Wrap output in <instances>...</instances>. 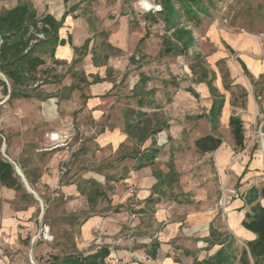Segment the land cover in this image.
<instances>
[{"label": "rangeland", "instance_id": "374dc122", "mask_svg": "<svg viewBox=\"0 0 264 264\" xmlns=\"http://www.w3.org/2000/svg\"><path fill=\"white\" fill-rule=\"evenodd\" d=\"M30 1L39 13L51 11V3L55 2ZM59 1L62 3V0ZM146 1L154 6L160 5L161 10L157 13L146 11L140 5ZM173 1L177 3V0ZM213 1L214 5H209L210 16H203L201 23L180 18L178 26L193 31L196 45L187 55L179 56L163 51L166 40L172 39L174 32V29L169 30L163 19V0H71L65 6L66 9L70 5L78 7L76 13L70 9V16L75 20L71 28L73 35L82 39L80 41L83 46L68 61L55 62L49 55H45L46 64L39 68L38 81L32 83L27 91L34 96L50 95L44 93L45 89L51 91L61 88L62 84L58 83L60 77L64 80L71 71L76 73L75 81L81 86V75L84 74L85 79L86 74L85 61H89L92 56L94 64L96 59L106 72L107 79L115 85L109 95L114 104L108 114L99 120H93L86 112L82 116L77 114V120L66 123L65 127L56 115L57 118L51 123L63 126L61 132L75 129L84 136L83 142L72 153L68 172L62 180L69 172L70 175L80 177L94 176L97 185L86 181L84 190L89 193L92 187H96L107 196L89 204L87 195L69 196L65 199V195L55 194L58 191L55 188L49 195H40L44 203H41V210L37 215V226L31 232L28 231L25 239H21L18 249L4 247L5 242L0 241V257L9 258V261L1 264H47L53 254L63 255L73 250V245L77 247L76 239L77 236L80 237L82 222L95 217L103 218L111 227H117V230L97 228L93 238L85 242L84 251L90 252L98 245L109 244V239L113 240L110 242L112 244L130 247L135 238L144 240L140 237L141 233L148 238L147 235L154 236L156 231L165 232L178 223L185 232L193 233L188 238L192 241L191 244L198 241L206 243L212 230L221 233L220 240H225L228 235L233 236L226 230V212L231 198L229 190L240 187V179L234 166L241 163L248 153H244V144L242 149L237 147L225 114L231 112L240 117L247 115L250 97L256 100L259 112L264 115V75L255 78L249 70L245 71L238 61L240 46L243 45L238 46L240 49L235 46L236 50L228 48L230 45L224 41L223 35L241 33L255 40L258 35L259 41H262L260 37H264V0ZM18 3L19 0L0 1V12L13 8ZM205 3L208 4L207 1ZM38 37L43 39L44 35L39 34ZM253 54L252 51L249 55ZM202 68L208 73L207 81L212 79L214 86L225 98V106L217 126L206 117L214 97L207 82L197 81L201 77ZM0 78L11 89L10 81L1 72ZM89 83L84 80L85 87L90 86ZM0 97L5 99L2 87ZM258 97H262V100H258ZM4 107H8V104ZM1 122L0 120V136L3 141L1 152L3 158L9 161L8 135L1 129ZM129 122L133 123L132 130L127 126ZM158 127H164V130L153 137L149 136L147 140L143 138L152 135V131ZM102 129L119 132L120 140H126L117 146L99 147L94 139L100 137L97 134ZM209 134L221 138V149L219 152L201 153L197 150L195 141ZM79 137L78 135L76 138ZM74 144L75 139L71 142V145ZM46 146L47 142L44 150ZM154 147L160 152L155 162L148 167L157 183L150 198L152 200L143 204L136 198V184L128 180L137 171V159L131 155H140L145 149L151 150ZM63 149L70 156L73 147ZM221 152L228 159L223 168L219 159ZM61 164L62 162L59 167ZM14 167L22 186L27 187L17 171L19 169L22 173L20 165L17 163ZM159 173L163 177L167 176L166 183H161L157 177ZM258 185L264 187V183L258 182ZM127 192L134 195H122ZM1 206L0 203V223ZM201 217L208 218L205 225H197V219ZM45 225L50 228L47 239L41 233V228ZM245 243L236 238L234 246L239 247L238 254L246 247ZM209 248L210 245L204 246V250ZM115 259L117 264H124L116 256ZM135 259L136 257L133 258L134 261Z\"/></svg>", "mask_w": 264, "mask_h": 264}, {"label": "crops", "instance_id": "0c3cea01", "mask_svg": "<svg viewBox=\"0 0 264 264\" xmlns=\"http://www.w3.org/2000/svg\"><path fill=\"white\" fill-rule=\"evenodd\" d=\"M70 1L62 0L61 3L59 0H55V2L51 3V11L38 12L41 18L49 15L58 22L63 21L59 37L64 43L56 48L55 56L50 57L55 62L70 60L75 55V48L83 46V42L80 41L82 39L76 38L71 28V24L75 20L74 17L70 16V9L76 13L78 7H76L77 5H70L71 7H68V9L65 8ZM256 38L258 39L255 40L241 33H225L223 35L224 41L230 45L228 48L236 50V47L240 44L243 45L244 49L242 46H240L241 49L238 47L240 49L239 53L241 52V55H239L240 60L255 78H260L264 75V43L259 41L258 35ZM249 51L254 52L253 56L249 55L251 53ZM92 57H90L89 61H85L86 74L85 79L84 74L81 75V82L83 81L81 86L75 81L74 74L76 73L71 71L68 75L69 77L64 80L60 77L58 83L62 84L61 88L51 91L45 89L44 93H50V95L34 96V94H31L30 98H19L10 101L9 95L5 96L4 100L0 97L1 129L5 130L8 135L7 150L9 161L14 165H17V163L20 165L22 174L32 189L31 191L23 186L22 190H17L16 188L5 186L0 182V203L2 205L0 241L5 242L4 247L18 249L21 245V239H25L28 231L31 232L37 226V215L41 210V203H44L40 195H49L51 190L54 192V188L58 184L61 185L60 190L56 191L55 194L65 195V199L69 196L87 195L83 185L86 181L95 180L94 176L92 178L80 177V175H70L69 172L62 182L59 178V166L61 162L69 158L68 151L63 148L53 151L43 149L46 142L48 143L47 134L64 129L61 125H52L51 122L57 116L62 120L65 127L68 123L77 120V114L82 116V113L86 112L89 113V116L93 120H99L105 114H108V111L112 108L114 100L109 95L115 88V85L111 80L107 79L106 72H104L101 66L94 64ZM72 74L74 75L73 77ZM84 80L85 82L87 80V83L90 82L88 84L90 86L85 87ZM72 85L76 88L70 91L68 88ZM10 91L11 89H9V93ZM5 104H8V107H4ZM262 105H264V89ZM210 108L208 109V113ZM57 109L60 112L56 111ZM258 112L256 100H252L249 97V111L247 115L240 117L228 112L225 116L229 121L231 117H238L242 120L245 140V135L251 130V124ZM107 118H109V115ZM120 135L119 132H113L112 129H107L106 131L102 129L97 134L100 137L94 140L99 147H105L106 145L117 146L126 140L125 138L120 140ZM126 138H128L127 134ZM220 147L217 150L218 152L221 149ZM219 159L221 168H223L228 159L223 152L219 153ZM135 170L137 171H135L133 177L128 180L136 184V188L138 189L136 198L144 204L147 200H152L150 198L153 196V188L157 183V179L155 176H152V173L150 174L148 166L141 169L135 168ZM234 171L239 176L241 185L239 188L229 190L231 198L228 201L226 212L228 216L226 230L235 239L239 238L248 243L255 240L257 235L245 228L243 221L247 214L252 213L255 206L264 208V187L258 185V176L264 171L263 155L259 147L253 148L248 154L244 155L241 163L234 166ZM122 195H129L130 197L134 194L127 192ZM197 220H199L197 225H205L208 218L201 217ZM97 228L107 231H110V229L111 231L117 230V227H111V224L105 222L101 217H95L82 222L79 228L80 237L77 236L76 239L79 250L89 253V251H84L85 242L93 238ZM214 231L217 230L211 231L209 234L210 239L206 243L198 241L196 244H191L192 241L188 240V238L193 236V233L185 232V229L181 228L180 223H178L166 229L165 232L156 231L154 236L147 235L148 238H145L144 234L141 233L140 237H143L144 240L139 241V238H135L134 243H131L130 247L119 245L122 247L120 248L116 243H110L113 240L109 239V244L98 245L95 249L104 246L108 247L111 251V259L116 264L117 260L115 256L124 264H197V262L204 261L214 255L222 247L219 241H215L216 237L215 235L213 236ZM213 238L214 240H212ZM155 242L159 244V248L156 257L152 258L149 256V253L151 244ZM208 245H210V248L204 250V246ZM114 253L115 256H113ZM134 256L136 257L135 261L133 260ZM6 260L9 261V258L6 256L0 257V264L5 263Z\"/></svg>", "mask_w": 264, "mask_h": 264}, {"label": "trees", "instance_id": "16d2710c", "mask_svg": "<svg viewBox=\"0 0 264 264\" xmlns=\"http://www.w3.org/2000/svg\"><path fill=\"white\" fill-rule=\"evenodd\" d=\"M162 3L163 19L169 30L174 29L172 39L166 40V47L163 51L169 55H187L189 50L196 45V39L191 29L178 26L180 18L184 17L189 22L199 24L203 16H210L209 5L213 6L214 1L177 0V3H175L173 0H163ZM62 26L63 21L58 22L49 15L41 18L30 0H19V3L13 8L0 12V72L10 81L11 91L9 93L7 83L1 78L0 87H3L4 96H10L9 101L31 97L27 89L32 83L38 81L39 68L46 64L45 55L54 57L56 48L64 43L59 37ZM39 34H43L44 38H38ZM79 50L80 48H75V51ZM238 61L243 69L247 71L245 64L240 59ZM95 65H99L96 59ZM201 72V77L197 81L207 82L214 97L212 107L206 117L214 126H217L220 122L225 98L214 86L212 79L207 81V71L202 68ZM75 88L72 85L68 89L72 91ZM229 125L232 128L236 145L242 148L244 144L242 120L238 117H231ZM127 126L131 130L134 128L131 122ZM163 130L164 127H158L152 131V135H146L143 138L147 140V138H150L149 136L153 137ZM2 143V137L0 136V182L5 186L22 190L23 186L14 165L2 156ZM221 145V138L213 134L200 137L195 141V146L201 153H213ZM159 152L160 150L154 147L151 150L146 149L140 155L132 154L131 156L137 159L136 168L141 169L153 164ZM157 177L162 184L167 182V176L163 177L162 173H159ZM90 182L94 186L97 185L95 181L91 180ZM31 184L34 185L32 182ZM95 188L92 187L87 193L89 204H94L99 198L107 196L103 191ZM243 225L255 233L257 238L246 243V247L241 249L240 254H238L239 247L234 246L236 241L234 236L228 235L225 240H220L221 233L214 231L215 241H219L222 247L214 255L204 261L197 262V264H237V262L238 264H264V208L255 206L252 213L246 215ZM73 246V250L65 252L63 255L53 254L50 256L47 264H116L112 261L111 251L106 246L94 249L89 253L80 251L76 245ZM158 248L159 244L157 242L152 243L149 256L155 258Z\"/></svg>", "mask_w": 264, "mask_h": 264}, {"label": "built area", "instance_id": "2783aa9c", "mask_svg": "<svg viewBox=\"0 0 264 264\" xmlns=\"http://www.w3.org/2000/svg\"><path fill=\"white\" fill-rule=\"evenodd\" d=\"M146 3L149 2H141L140 5L142 8H144L146 11H152L153 13H157L158 11L161 10L160 5H151L146 6ZM163 10V9H162ZM262 42L264 43V37H260ZM258 100H262V97H258ZM262 109L264 111V105H262ZM80 136L78 139L76 138L77 136ZM48 138V143L47 146L45 147L46 151H53L57 150L59 148L66 147L68 149L73 147V150L70 151V156L67 160H64L61 164L60 171H59V178L62 180V178L66 175L68 172V163L72 157V153L74 152L75 148L80 145V143L83 142L84 136L82 133H78L75 129L73 131L69 132H51L47 134ZM75 139V146L71 145V142H73ZM70 145L72 147H70ZM259 147L262 155H263V162H264V115L258 112L255 115V119L252 123L251 130L245 135V140H244V153L250 152L253 148ZM258 182L259 183H264V171L259 174L258 176ZM55 189L59 190L60 189V184L55 186ZM223 204V203H222ZM41 233L43 234L44 238L47 239L48 235L50 234V228L45 225L41 228Z\"/></svg>", "mask_w": 264, "mask_h": 264}, {"label": "water", "instance_id": "95a60500", "mask_svg": "<svg viewBox=\"0 0 264 264\" xmlns=\"http://www.w3.org/2000/svg\"><path fill=\"white\" fill-rule=\"evenodd\" d=\"M18 173L21 175V177L23 178L24 182L26 183L27 187L29 190L32 191V189L30 188L29 184L27 183L26 179L24 178L23 174L21 173V171L19 169H17Z\"/></svg>", "mask_w": 264, "mask_h": 264}, {"label": "bare ground", "instance_id": "6f19581e", "mask_svg": "<svg viewBox=\"0 0 264 264\" xmlns=\"http://www.w3.org/2000/svg\"><path fill=\"white\" fill-rule=\"evenodd\" d=\"M146 6H148V7H149V6H150V4H149V3H146Z\"/></svg>", "mask_w": 264, "mask_h": 264}]
</instances>
